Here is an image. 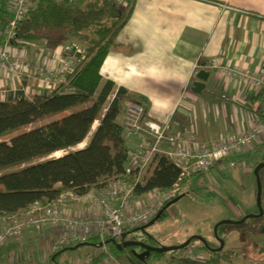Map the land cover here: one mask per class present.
Segmentation results:
<instances>
[{
    "label": "trees",
    "instance_id": "16d2710c",
    "mask_svg": "<svg viewBox=\"0 0 264 264\" xmlns=\"http://www.w3.org/2000/svg\"><path fill=\"white\" fill-rule=\"evenodd\" d=\"M8 3L0 0L1 24L10 17ZM133 7V0L126 6L115 0H33L27 18L18 25L19 38L23 42L46 38L52 48L64 38H74L87 48L88 56L69 78L72 91L61 85L31 98L23 88L5 97L0 92V213L24 210L38 201L54 202L70 192L84 194L124 177L129 149L121 116L134 96L104 78L100 69ZM260 116H264L262 112ZM34 124L38 125L30 128ZM56 152L63 154L54 156ZM179 176V168L170 159L157 155L144 181L135 186L134 195L143 196L157 188L170 190ZM89 242L100 243L96 238ZM69 247L53 252L51 264L54 255L59 262ZM116 247L114 252L106 247L107 251L91 257L88 264L124 253ZM202 249L209 253L208 258H179L177 251L153 252L150 262L153 256L160 260L165 254L170 256L168 261L182 264H223L226 260L205 245Z\"/></svg>",
    "mask_w": 264,
    "mask_h": 264
},
{
    "label": "crops",
    "instance_id": "0c3cea01",
    "mask_svg": "<svg viewBox=\"0 0 264 264\" xmlns=\"http://www.w3.org/2000/svg\"><path fill=\"white\" fill-rule=\"evenodd\" d=\"M133 3L128 21L117 34L115 47L104 59L101 75L125 87L134 99L141 101L150 119L164 122L177 111L179 125L173 126L174 131H193L203 142L248 131L260 112L264 114V94L248 86L233 71L264 74V0H133ZM59 46L48 47L46 57L55 60ZM28 51L35 59L37 50L28 46ZM202 69L209 71L210 76L201 93H195L193 83ZM43 87L39 80L19 81L0 70V92L5 95L19 88L29 98L40 92L50 93ZM122 120L123 115L121 123ZM135 141L126 138L129 150L134 148ZM257 147L264 150V145H259L246 152ZM222 165L223 162L212 171ZM70 211L79 215L93 213L91 206L84 203H78ZM53 239L51 229L27 231L21 240L0 248V264H11L15 258L51 264ZM77 250H66L60 257L79 256L83 249ZM102 250L95 247L86 251L84 260L77 264H88L96 256L93 253ZM105 258L97 264H103Z\"/></svg>",
    "mask_w": 264,
    "mask_h": 264
},
{
    "label": "built area",
    "instance_id": "2783aa9c",
    "mask_svg": "<svg viewBox=\"0 0 264 264\" xmlns=\"http://www.w3.org/2000/svg\"><path fill=\"white\" fill-rule=\"evenodd\" d=\"M76 2L78 0H61ZM131 0H115L126 6ZM33 0H9L10 17L0 25V70L12 79L24 78L44 83V90L54 91L66 85L69 78L88 56L87 48L80 43L59 46L56 59L46 57L48 41L40 40L39 51L32 59L28 44L18 35V25L25 20L31 10ZM235 76L246 80L247 85L260 89L264 94V74L249 71H233ZM41 93V92H40ZM4 97L5 94L1 93ZM176 112L164 122L150 119L145 105L136 99L126 102L122 127L126 138H135L134 148L129 150V162L124 177L114 178L99 188H92L84 194L74 192L61 196L50 203L35 202L24 210L0 213V248L11 241L21 240L27 231L42 232L51 229L54 233L52 253L65 246L96 238L100 242L122 237L124 232L149 223L177 194L184 192L190 177H202L231 155L248 151L251 147L264 145V116L258 117L255 124L233 137L203 142L193 131H174L179 125ZM264 115V114H263ZM170 159L180 170L174 186L167 191L154 189L147 196H135V186L144 181V176L155 156ZM232 169L247 168L243 161L232 160ZM186 180V181H185ZM78 203L91 206L93 213L79 215L70 211ZM107 245L103 246L106 250ZM107 251V250H106ZM185 255L179 258L201 259L197 252L184 249ZM118 264L117 259L108 255L103 264ZM17 264H33L27 260ZM166 264H182L170 262Z\"/></svg>",
    "mask_w": 264,
    "mask_h": 264
},
{
    "label": "rangeland",
    "instance_id": "374dc122",
    "mask_svg": "<svg viewBox=\"0 0 264 264\" xmlns=\"http://www.w3.org/2000/svg\"><path fill=\"white\" fill-rule=\"evenodd\" d=\"M44 39L46 38L27 41L37 44L36 46L28 44V46L35 48L38 52V44L40 40ZM72 41L82 44L69 37L64 38L59 45L62 47ZM48 47H50L49 44ZM37 125L34 124L30 128ZM83 146L84 144L80 147ZM62 154L63 152H58L54 156ZM263 159L264 150L257 147L249 152L242 151L231 155L223 161L221 169L210 171L208 175L190 177L185 184L187 195L172 204L163 218L157 220L146 231L134 232L133 237L141 239L149 245L172 246L182 244L192 236L200 235L210 241L214 248L221 245V240L225 242L224 248L220 251L226 258L223 264H264V233L261 232L264 217L249 218L242 224H222L218 228L220 239L215 235V226L221 220H239L249 213L258 212L254 168L257 162L264 161ZM232 160L243 161L249 166L232 169L230 166ZM143 196H147V194ZM202 245L204 244L200 240L194 239L187 250L197 252L201 259H206L209 257V253L203 251ZM106 247L110 252H114L116 246L109 243ZM100 248L105 251L104 247ZM81 249L83 250L79 256L73 254L72 257L64 254L59 258V262L61 264L66 261L71 264L81 263L85 258L86 251H92L95 246H81L77 251ZM183 250L177 251L176 255H185ZM99 253L97 251L96 254L95 252L93 254L97 256ZM111 256L118 260V264H131L124 253L118 257L113 254ZM168 258H170L169 254L163 255L160 260H156L153 256L150 264L170 263ZM16 259H13L11 264H17Z\"/></svg>",
    "mask_w": 264,
    "mask_h": 264
},
{
    "label": "water",
    "instance_id": "95a60500",
    "mask_svg": "<svg viewBox=\"0 0 264 264\" xmlns=\"http://www.w3.org/2000/svg\"><path fill=\"white\" fill-rule=\"evenodd\" d=\"M210 76V72L206 71V70H200L197 73V81H195L193 83V87L192 90L195 93H201V91L203 90V88H205L206 86V81L209 79ZM264 169V161L258 162L255 165L254 168V175L256 177V183H257V207H258V212H254V213H249L247 215H245L243 218L239 219V220H231V219H223L220 222L217 223V225L215 226V235L219 238V234H218V228L222 225V224H242L244 223L247 219L249 218H261L264 217V174L261 175V170ZM187 195V192L185 193H181L180 195H178L177 197L173 198L172 200H170L160 211L159 213L147 224L143 225V226H139L136 227L130 231H127L125 233H131V232H137V231H146V229L148 227H150L151 225H153L157 220H159L161 218V216L163 215L164 211L167 210L172 204H174L175 202H177L178 200H180L181 198H183L184 196ZM261 232L264 233V225L261 229ZM194 239H198L200 240L209 250L211 251H217L220 252L223 248H224V241L221 240V245L218 248H214L209 246L208 240L200 235H195L190 237L189 239H187L184 243L179 244V245H158V246H154V245H149L143 241H126L124 243L118 241L116 238H111L106 240L105 242H100L98 244L96 243H92L89 241L86 242H82V243H78L76 245L70 246L68 248V250H75L80 248L81 246H86V245H92V246H98V247H103L109 243L114 244L115 246L118 247V249L123 250L125 247L128 246H139L141 248H144V251L137 253L136 250H134V252L137 254V256L142 260V261H146V259L148 257H150V255L153 252H158V253H166V252H172V251H180L183 249H186L187 247H189L190 243L194 240ZM220 239V238H219ZM65 250V249H64ZM63 250V251H64ZM52 262L53 264H59L58 262H56V255H54L52 257ZM145 264V263H143Z\"/></svg>",
    "mask_w": 264,
    "mask_h": 264
},
{
    "label": "flooded vegetation",
    "instance_id": "af4514ba",
    "mask_svg": "<svg viewBox=\"0 0 264 264\" xmlns=\"http://www.w3.org/2000/svg\"><path fill=\"white\" fill-rule=\"evenodd\" d=\"M261 174H264V169L261 170ZM127 232V231H126ZM122 235V237H120L119 239H117L118 241L124 243L126 241H142L141 239H137L136 237H133L134 232L128 233L125 235V233ZM144 242V241H143ZM146 243V242H145ZM218 248V247H217ZM134 250L137 251V253H140L142 251H144V248H141L139 246H128L125 247L122 251H124V255L125 257L131 262V264H150V257L152 256V254L150 255V257H148L146 259V261H142L137 254L134 252Z\"/></svg>",
    "mask_w": 264,
    "mask_h": 264
},
{
    "label": "bare ground",
    "instance_id": "6f19581e",
    "mask_svg": "<svg viewBox=\"0 0 264 264\" xmlns=\"http://www.w3.org/2000/svg\"><path fill=\"white\" fill-rule=\"evenodd\" d=\"M56 153H58V152H56Z\"/></svg>",
    "mask_w": 264,
    "mask_h": 264
}]
</instances>
